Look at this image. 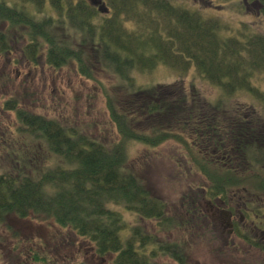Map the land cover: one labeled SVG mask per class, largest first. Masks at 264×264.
I'll use <instances>...</instances> for the list:
<instances>
[{
    "label": "trees",
    "instance_id": "1",
    "mask_svg": "<svg viewBox=\"0 0 264 264\" xmlns=\"http://www.w3.org/2000/svg\"><path fill=\"white\" fill-rule=\"evenodd\" d=\"M46 1L21 0L22 5L1 1L0 21L24 28L28 59L35 60L39 44L44 42L48 45L47 63L62 67L75 59L77 70L83 73L86 64L82 52L71 44L66 33L59 37L52 31L55 24L64 28L66 21L40 17L38 10L30 11L25 5ZM49 1L67 16L69 26L85 33L92 44L98 43L92 51L98 66L120 83L119 92L107 93V107L118 139L106 144L76 128L63 126L56 118L10 104V109L16 107L26 137L41 139L46 155L25 150L19 155L21 158L0 170V225L11 213L51 218L60 227L68 228L69 235L86 240L99 260L108 258L112 264H185L180 243L148 233L140 224L129 225L122 211L111 206H122L141 219L156 221L157 232L170 229L174 220L166 213L164 201L151 194L126 167L127 141L156 144L151 136L163 138L169 128L176 126L187 137H199L188 143L181 136V142L201 153L200 159L193 157L191 162L204 173L210 196L218 197L232 212V199H236L234 205L246 209L244 216L259 220L257 227L261 226L263 199L240 185L249 183L264 191V117L245 102L233 101L235 104L229 103V109L222 105L240 88L255 96L264 95L251 83L254 68L264 67V37L244 32L242 37L222 38L219 20L176 0H69L65 9L62 0ZM248 1L264 13V0H242L245 5ZM146 17L150 24L139 25L138 20ZM124 19L137 21L138 28L126 29L121 24ZM160 19L164 27L160 26ZM85 36H81L82 41ZM228 42L256 44L253 49L246 48L255 59L248 60L232 48L230 52L239 55L229 60L220 51L229 46ZM8 48L9 41L0 31V51ZM191 62L202 76L227 89L208 109L205 102L197 103V107L196 96L188 92L183 82L141 83L134 73L151 71L160 64L185 69ZM94 67L91 63L90 68ZM143 126L153 132L142 133L139 128ZM39 248H28L25 258L47 262L44 250Z\"/></svg>",
    "mask_w": 264,
    "mask_h": 264
},
{
    "label": "rangeland",
    "instance_id": "2",
    "mask_svg": "<svg viewBox=\"0 0 264 264\" xmlns=\"http://www.w3.org/2000/svg\"><path fill=\"white\" fill-rule=\"evenodd\" d=\"M1 1L10 5H22L21 0ZM68 1L62 0L63 9L67 7ZM77 1L79 0H71L72 3ZM176 1L191 8L202 9L204 15L219 20L218 32L222 38L242 37L251 33L260 39L264 37V13L259 12L252 1H248V6L242 0H199L197 4L194 0ZM25 5L30 11L38 10L40 17L66 21L64 28L61 24H55L52 31L55 30L59 37L63 36V32L67 34L71 44L82 52L86 69L80 73L75 59L68 60L62 67L51 66L46 61L48 45L44 42L39 44L35 60L28 59V50L24 51L27 45V37L22 31L24 28L15 27L7 20L0 21V31L9 41V48L0 51V170L8 168L12 160L21 158L19 155L24 154L25 150L29 154L40 155L44 152V156L46 155L41 139H32L24 134L17 119L16 107L9 108L13 102L31 112L56 118L63 126L76 128L82 134L106 144L118 139L117 128L111 121L107 107V93L119 92L120 83L113 74H108L98 66L100 63L95 54H92L98 43L92 44L85 33L69 26L67 16L61 15L60 10L51 5L49 0L44 4L36 2ZM160 20V26L164 27L163 19ZM138 23L142 26L150 24L147 17L139 19ZM138 23L130 19L121 22L128 30L138 28ZM82 35L85 36L83 41ZM228 44L220 51L222 54L226 53L229 60L239 55L230 52L232 48L241 51L248 60L255 59L251 50L246 48L253 49L256 44ZM91 63L96 67L91 69ZM134 73L141 83L183 82L188 92L196 96L197 107L199 102H205L206 109L210 105H216L221 93L227 90L202 76L194 62L188 63L185 69L176 70L160 64L151 71L135 70ZM251 80L252 85L263 94V66L260 69L254 68ZM229 99L222 106L229 109L232 108L229 103L233 101L245 102L255 107L264 117V95L255 96L246 88H240ZM5 102H8L7 105ZM172 125L175 123L172 122ZM172 127L163 138L161 135L151 136L156 144L134 139L127 141L126 162V167L143 181L151 194L164 201L166 213L174 220L170 229L157 232L156 221L141 219L122 206H111L122 211L129 225L140 224L148 233L156 234L169 242L180 243L186 257L185 264H264V223L257 227L259 220L253 221L248 215L244 216L246 209L234 205L237 201L232 199L233 204L230 205L234 214L231 221L234 220V229L229 230L227 217L218 209L221 206L219 198L210 196L204 173L191 162L193 157L200 159L201 153L191 144L181 142V136L188 143L199 137H187L179 128ZM149 128L143 126L139 129L142 133L150 134L153 130ZM240 187H246L249 194L264 201L262 189L249 183H242ZM231 191L237 192L236 189ZM234 195L236 197L238 194ZM210 202L214 204L212 208ZM33 246L44 250L47 262L36 263L30 257L25 258L29 253L28 248ZM82 261L85 264L113 263L108 258L99 260L86 240L81 241L69 235L68 228L60 227L51 218L43 220L33 216L19 217L11 213L7 215L4 224L0 225V264H75ZM168 262L172 263L171 260Z\"/></svg>",
    "mask_w": 264,
    "mask_h": 264
},
{
    "label": "flooded vegetation",
    "instance_id": "3",
    "mask_svg": "<svg viewBox=\"0 0 264 264\" xmlns=\"http://www.w3.org/2000/svg\"><path fill=\"white\" fill-rule=\"evenodd\" d=\"M213 205H214V204L210 202V206H211V208H212ZM220 205H221V206L218 207L219 211H221V213L225 214V216L227 217L226 224H227V225H230L229 230H233V229H234V227H233V222H234V220L231 221V218H232V215H233L234 213H233L231 210H229L228 208H226L224 204L220 203ZM225 211H226L227 213H226Z\"/></svg>",
    "mask_w": 264,
    "mask_h": 264
},
{
    "label": "bare ground",
    "instance_id": "4",
    "mask_svg": "<svg viewBox=\"0 0 264 264\" xmlns=\"http://www.w3.org/2000/svg\"><path fill=\"white\" fill-rule=\"evenodd\" d=\"M226 212V211H225ZM227 213V212H226Z\"/></svg>",
    "mask_w": 264,
    "mask_h": 264
}]
</instances>
